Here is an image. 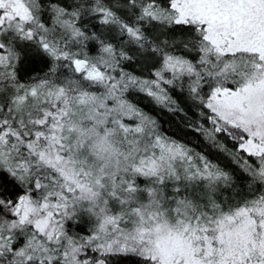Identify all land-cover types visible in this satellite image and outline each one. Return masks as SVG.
I'll list each match as a JSON object with an SVG mask.
<instances>
[{"label":"snow or ice","instance_id":"1","mask_svg":"<svg viewBox=\"0 0 264 264\" xmlns=\"http://www.w3.org/2000/svg\"><path fill=\"white\" fill-rule=\"evenodd\" d=\"M0 264H264V0H0Z\"/></svg>","mask_w":264,"mask_h":264},{"label":"trees","instance_id":"2","mask_svg":"<svg viewBox=\"0 0 264 264\" xmlns=\"http://www.w3.org/2000/svg\"><path fill=\"white\" fill-rule=\"evenodd\" d=\"M144 105L146 109L154 115L161 124L162 130L169 135H174L178 139H182L189 143H194L193 137L194 133L186 132L183 130L184 126L181 124V119L179 116H173L171 113L166 112L161 108H156L151 105V103L145 101ZM189 115H192L190 112ZM202 145V142H201ZM200 146H197L199 150ZM210 156L214 155V153H209Z\"/></svg>","mask_w":264,"mask_h":264}]
</instances>
